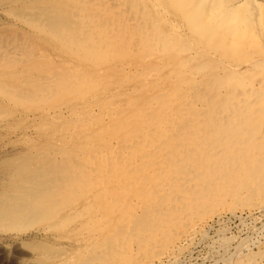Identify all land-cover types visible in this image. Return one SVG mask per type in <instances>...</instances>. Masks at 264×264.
Returning a JSON list of instances; mask_svg holds the SVG:
<instances>
[{
    "label": "rangeland",
    "instance_id": "rangeland-1",
    "mask_svg": "<svg viewBox=\"0 0 264 264\" xmlns=\"http://www.w3.org/2000/svg\"><path fill=\"white\" fill-rule=\"evenodd\" d=\"M250 3L0 0V264H264Z\"/></svg>",
    "mask_w": 264,
    "mask_h": 264
},
{
    "label": "bare ground",
    "instance_id": "bare-ground-1",
    "mask_svg": "<svg viewBox=\"0 0 264 264\" xmlns=\"http://www.w3.org/2000/svg\"><path fill=\"white\" fill-rule=\"evenodd\" d=\"M144 1H145V4L148 6V9L152 10V9H153V3H154V2H156V1L161 2V1H163V0H148V1H147V0H144ZM247 1H248V2H251L250 4L254 3V0H247ZM14 3H15V2H14ZM162 3H163V2H162ZM167 3H168V1H167ZM165 5H166V3H165ZM168 5H169V6H168L169 8L172 7V6H170V5H171V1H170V3H169ZM252 5H253V4H252ZM8 7H9V6H8ZM172 9H173L172 11L175 12V11H174V8H172ZM173 14H175L176 17H177V19H178V17H179V16H177L178 13H173ZM179 15H180V14H179ZM173 16H174V15H173ZM255 17H256V16H255ZM154 19H156V18H154ZM157 19H158V18H157ZM179 19H180V18H179ZM179 19H178V20H179ZM180 20L183 21L184 19L182 20V18H181ZM181 21H180V23H179L180 25H182V22H181ZM178 22H179V21H178ZM183 25H184V24H183ZM189 26H190V25H189ZM257 27H258V26H257ZM183 29H184V28H183ZM184 32H185V31H184ZM179 33H180V32H179ZM184 34L186 35V36H184V37H187L189 33L187 32V33H184ZM258 34H259V32H258ZM182 35H183V34H182ZM189 35H190V34H189ZM261 36H262V34H261ZM263 36H264V34H263ZM90 37H91V36H90ZM190 38H191V36H190ZM187 40H188V39H187ZM189 40H190V39H189ZM262 40H263V39H262ZM195 41H197V40H195ZM192 42H193V41H192ZM192 42H191V43H192ZM189 43H190V42H189ZM197 43H198V42H197ZM195 44H196V43H195ZM200 44H202V43H200ZM197 46H198V45H197ZM179 47H180V46H179ZM209 54H211V53H209ZM55 55H56V54H55ZM56 56H57V55H56ZM60 59H61V57H60ZM65 59H66V58H65ZM115 60H116V59H115ZM61 61H62V60H61ZM56 62H57V61H56ZM62 62H63V61H62ZM72 62H73V61H72ZM262 63H263V62H262ZM77 64H78V63H77ZM258 64H260V63L258 62ZM121 65H122V64H121ZM255 65H257V64H255ZM262 66H263V65H262ZM245 67H246V66H245ZM256 67H257V66H256ZM256 67H255V68H256ZM224 68H225V67H224ZM262 68H263V67H262ZM215 71H216V70H215ZM126 73H127V72H126ZM229 73H230V72H229ZM4 74H5V73H4ZM40 80H41V79H40ZM2 82H3V81H2ZM129 82H130V81H129ZM136 83H138V82H136ZM138 85H139V84H138ZM138 85H136L135 88H137ZM129 86H130V85H129ZM131 86H132V85H131ZM139 87H140V86H139ZM134 90H135V89H134ZM68 97H69V96H68ZM90 98H91V97H90ZM114 98H115V97H114ZM69 99L71 100V98H69ZM87 100H89V99H87ZM87 100H86V101H87ZM98 100H99V99H98ZM98 100H97V101H98ZM93 101H94V100H93ZM84 103H85V102H84ZM91 103H92V102L90 101V104H91ZM90 104H89V105H90ZM71 105H73V104H71ZM78 105H79V104H78ZM87 106H88V105H87ZM77 107H78V106H77ZM79 107H80V106H79ZM105 108H106V107H105ZM105 108H104V107H100V106H94V112L97 113V114H99V113H101ZM85 109H86V107H85ZM72 110H73V109H72ZM86 110H87V109H86ZM86 110H85V111H86ZM89 110H92V107H90V109H88L87 111L90 112ZM69 111H71V110H69ZM33 113H34V112H33ZM63 113H64V112H63ZM75 113H76V112H75ZM91 113H93V112H91ZM131 113H132V112H131ZM66 114H67V113H66ZM68 114H71V113L69 112ZM85 114H86V113L83 112V115H85ZM128 114H129V113H128ZM54 115H55V114H54ZM75 115H76V114H75ZM75 115H74V116H75ZM78 115H80V114H78ZM129 115H130V114H129ZM14 116H15V115H14ZM55 116H56V115H55ZM88 116H89V115H88ZM123 116H124V115H123ZM53 117H54V116H53ZM53 117H52V118H53ZM86 117H87V115H86ZM103 117H104V116H103ZM49 118H50V117H49ZM54 118H55V117H54ZM73 118H74V117H73ZM40 119H41V118H40ZM76 120H77V119H76ZM93 120H94V119H93ZM108 121H109V120H108ZM69 122H70V121H69ZM78 122H79V121H78ZM110 122H112V120H111ZM110 122H109V123H110ZM2 124H3V123H2ZM101 124H102V123H101ZM103 124H104V123H103ZM24 128H25V127H24ZM86 128H87V127H86ZM51 155H52V154H51ZM211 167H212V166H211ZM238 168H239V166H238ZM260 169H261V168H260ZM260 169H259V170H260ZM238 170H239V169H238ZM202 178H203V177H202ZM206 178H207V177H206ZM212 180H213V179H212ZM197 183H198V182H197ZM199 183H200V182H199ZM113 187H114V186H113ZM201 188H202V187H201ZM119 195H120V194H119ZM126 203H127V202H126ZM91 205H92V204H91ZM241 216H242V215H241ZM51 225H52V224H51ZM198 225H199V224H198ZM198 225H197V226H198ZM201 228H202V227H201ZM209 228H210V227H209ZM193 229H194V228H193ZM197 229H198V228H197ZM187 238H188V237H187ZM223 241H224V240H223ZM169 252H170V251H169ZM92 254H93V253H92Z\"/></svg>",
    "mask_w": 264,
    "mask_h": 264
}]
</instances>
